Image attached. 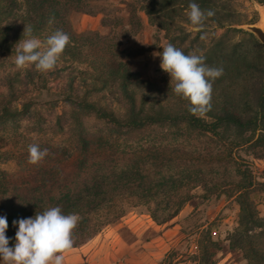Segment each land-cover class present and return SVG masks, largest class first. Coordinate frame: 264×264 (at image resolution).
I'll use <instances>...</instances> for the list:
<instances>
[{"label": "trees", "instance_id": "16d2710c", "mask_svg": "<svg viewBox=\"0 0 264 264\" xmlns=\"http://www.w3.org/2000/svg\"><path fill=\"white\" fill-rule=\"evenodd\" d=\"M49 1L23 0L21 5L27 8V14L22 22L32 29L33 36L42 37L48 31L43 37L45 41L57 30L70 37L62 54L77 63V67L71 69L74 75H70L60 99L73 110L79 157L73 160L65 153L61 155V150L50 164L40 165L35 171L7 174L0 169V216L8 221L9 246L15 243L14 220L34 217L51 207L58 206L63 214L79 216L72 233L73 249L120 221L131 208L144 206L151 220L160 226L180 214L186 203L195 197L196 188H202L207 196H218L233 187L235 191H230V196L239 203L240 215L238 226L228 235L229 246L232 250L241 249L249 264H264V218L258 216L251 199L253 181L244 182L247 177L227 173L233 149L248 144L264 145V44L253 57L233 50L222 61L206 60L209 67L223 68V74L212 82L210 110L203 116L193 115L188 111L189 102L185 99L179 102L177 99L181 97L174 91L173 100L169 102L164 98V91L135 78L131 56L120 48L121 36L110 48L100 45V36L95 32L75 37L64 30L61 7L50 5ZM256 1L264 5V0ZM190 2L193 0H128L127 10L130 19L136 22H140L137 14L144 13L157 34H171L169 41L174 45L178 20L190 22L187 15ZM194 2L202 10L210 9L215 13L197 27L203 29L208 21L217 27L226 26L225 17L228 19L231 15L222 14L218 5L228 0ZM17 7V1L11 0L10 11L0 9V21L9 19ZM227 26L244 32L231 28V24ZM188 35L185 32L183 39ZM0 37L1 44L7 43L8 34L1 27ZM183 52L189 55L186 50ZM80 65L84 68H78ZM251 71L259 73V86L255 94L248 96L243 77ZM226 73L233 78L228 80ZM29 75L33 81L35 75ZM79 78L83 93L74 91ZM98 98H109L111 105L106 106ZM120 106H123V114L114 109ZM17 113L4 108L0 112V123ZM86 114H93L111 135L113 132L130 135L167 126L210 136L225 150H193L179 143L157 142L120 147L113 139L92 143L81 128V117ZM257 128L259 135H256ZM2 155L0 153V164L5 160ZM190 217L192 215H187L185 219ZM192 233L197 236V248L192 256L195 264H218L214 259L218 241L213 239L208 223L195 224ZM0 264L4 262L0 260Z\"/></svg>", "mask_w": 264, "mask_h": 264}, {"label": "rangeland", "instance_id": "374dc122", "mask_svg": "<svg viewBox=\"0 0 264 264\" xmlns=\"http://www.w3.org/2000/svg\"><path fill=\"white\" fill-rule=\"evenodd\" d=\"M16 1L19 7L12 9V16L0 21V27L8 34L7 43L1 44L0 37V112L4 108L18 112L12 119H4L0 123V153L3 154L1 158L5 159L0 169L7 174L35 171L40 165L50 164L61 150V155L65 153L73 160L79 157L73 110L60 99L70 75H74L71 69L77 67V63L61 54L55 68L45 73L38 71L34 65L24 68L15 66L16 45L21 39L28 38L23 35L26 23L22 22L27 8L21 5L23 0ZM10 2L0 0V9L10 11ZM127 2L51 0L47 3L61 7L64 30L75 37L95 32L100 36V45L110 48L116 45L121 36L120 48L129 52L135 78L164 91V98L171 102L174 82L161 69L160 57L153 55L162 52L163 47L171 43V34H157L142 12L137 14L140 22L130 19ZM218 7L222 14L231 15L228 19L225 17V27H217L214 22L208 21L202 29L186 20H178L179 30L174 33L177 35L174 45L182 51L186 50L188 54L202 55L213 62L222 61L233 50H237L238 54L255 56L263 43L246 26L263 24L264 5L256 0H228L219 2ZM230 24L231 28L242 29L244 32L229 29L227 25ZM185 32L189 35L183 39ZM47 34L48 31H45L42 37H34L43 43V37ZM63 67L67 68L62 70ZM257 73L251 71L243 77V87L248 96L258 91ZM29 74L35 75L33 81ZM226 77L229 80L232 76L226 73ZM81 85L79 78L74 91L83 93ZM98 100L106 106L111 105L109 98ZM177 100L181 102L184 99ZM114 109L124 113L123 106ZM81 128L92 143L113 139L120 147L157 142L163 145L179 143L193 150H225L210 136L190 134L167 126L130 135H118L116 132L111 135V131L93 114L82 115ZM259 132L257 128L256 135ZM30 144H38L41 150H48L47 156L36 165L28 163ZM227 173L245 179L247 177L244 182L253 181L251 199L258 216L264 218V145L248 144L233 149ZM230 191L234 192L235 189L231 187L218 196H207L202 188H196L193 191L195 197L186 203L180 214L160 226L151 220L144 206L131 208L120 221L105 227L82 248L65 252L63 264H68L66 259L74 260L73 264H195L192 256L196 252L197 236L192 233V229L195 224L203 223H208L213 239L218 241L214 256L218 264H249L241 249L232 250L229 246L228 235L238 226L240 215L239 203L230 196ZM187 215L192 217L185 219Z\"/></svg>", "mask_w": 264, "mask_h": 264}, {"label": "clouds", "instance_id": "9594fccd", "mask_svg": "<svg viewBox=\"0 0 264 264\" xmlns=\"http://www.w3.org/2000/svg\"><path fill=\"white\" fill-rule=\"evenodd\" d=\"M187 13L190 23L199 26L215 15L212 10H202L194 2L189 4ZM23 35L16 45L15 66L24 68L34 65L41 73L55 68L60 55L70 42V37L62 30H57L43 43L32 36V29L25 26ZM161 59L160 67L174 82L173 91L189 102L188 111L193 115L203 116L210 110L212 82L223 74V68L209 67L206 57L186 55L182 50L169 43L160 53H154ZM28 163L36 165L48 154L38 144L28 146ZM79 221L75 213L63 214L60 207H51L34 217L14 220L17 226L15 243L10 245L6 236L8 221L0 216V260L4 264H63V253L73 247L72 233Z\"/></svg>", "mask_w": 264, "mask_h": 264}, {"label": "water", "instance_id": "95a60500", "mask_svg": "<svg viewBox=\"0 0 264 264\" xmlns=\"http://www.w3.org/2000/svg\"><path fill=\"white\" fill-rule=\"evenodd\" d=\"M246 29L251 31L260 40V42L264 44V28H261L258 25H247Z\"/></svg>", "mask_w": 264, "mask_h": 264}, {"label": "crops", "instance_id": "0c3cea01", "mask_svg": "<svg viewBox=\"0 0 264 264\" xmlns=\"http://www.w3.org/2000/svg\"><path fill=\"white\" fill-rule=\"evenodd\" d=\"M80 248H82V246L81 247H79V249ZM77 248H73V249H70L69 251H72V250H76ZM64 254V253H63ZM73 261L74 260H72V259H66V262L68 263V264H73Z\"/></svg>", "mask_w": 264, "mask_h": 264}, {"label": "bare ground", "instance_id": "6f19581e", "mask_svg": "<svg viewBox=\"0 0 264 264\" xmlns=\"http://www.w3.org/2000/svg\"><path fill=\"white\" fill-rule=\"evenodd\" d=\"M258 26H260L261 28H264V17H263V24L258 25Z\"/></svg>", "mask_w": 264, "mask_h": 264}]
</instances>
